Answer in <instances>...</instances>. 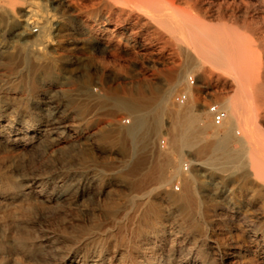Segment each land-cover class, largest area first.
I'll return each instance as SVG.
<instances>
[{
    "label": "bare ground",
    "instance_id": "1",
    "mask_svg": "<svg viewBox=\"0 0 264 264\" xmlns=\"http://www.w3.org/2000/svg\"><path fill=\"white\" fill-rule=\"evenodd\" d=\"M50 1L61 13V23L34 2L24 6L23 13L7 8L0 17L3 34L14 40L35 68L50 70L59 60L50 48L80 54L90 47L110 53L115 60L134 50L157 70L170 40L158 25L165 20L157 0H95L100 6L87 11L80 7L84 0ZM231 1L253 7L264 23V0ZM102 5L108 12L101 10ZM229 9L235 12L229 6L219 7L224 13ZM83 13L94 17L92 27ZM197 21L193 18L186 28L176 30L180 58L167 69L162 84L146 78L119 89L101 77L90 84L99 92L88 93L94 89L89 82L80 90L85 99L92 97L107 110V131L101 142L109 146L110 157L123 161L137 157L131 169L100 173L99 194L105 196L110 187L119 185L130 187L129 193L104 200L98 214L85 207L88 221L39 235L34 227L44 208L53 201L77 204L85 196L86 184L74 170L57 176L28 175L17 171L12 160L0 162V264H213L205 241L219 251L227 246L215 236L214 226L241 218L264 242V202L261 216L255 218L233 201L237 190L264 197V25L250 35L230 26L211 31L207 23ZM32 25L39 27L33 30L37 34L29 31ZM73 33L76 36L69 37ZM190 41L212 42L213 48L205 47L209 60L223 68V84H232L235 92L218 102L227 112L220 123L206 118L209 106L201 100L198 85L189 82L192 73L198 81L208 77L204 59ZM7 68L13 70L12 61ZM114 70L121 72V65ZM180 89L190 95L183 105L173 101ZM35 102L38 111L26 110L0 125V152L47 135L61 142V148L75 150L80 138L89 135L88 104L61 105L52 96ZM7 109L0 106V118ZM124 113L131 117L129 124L120 118ZM211 131L214 139L207 141ZM164 133L168 147L165 140L158 143ZM140 153L154 158L144 172L139 170ZM186 155L189 172L183 160ZM175 168L178 171L169 175ZM174 181L181 183L179 191L166 187ZM49 184L52 189L47 191Z\"/></svg>",
    "mask_w": 264,
    "mask_h": 264
},
{
    "label": "rangeland",
    "instance_id": "2",
    "mask_svg": "<svg viewBox=\"0 0 264 264\" xmlns=\"http://www.w3.org/2000/svg\"><path fill=\"white\" fill-rule=\"evenodd\" d=\"M252 3L255 0H250ZM29 2H34L39 9H43L53 17L57 18L61 23V13L56 5L50 0H0V17L5 15L7 8L15 9L23 13L24 6ZM80 6V4H77ZM100 6V3L95 0H84L81 3L82 10L87 11ZM231 7L228 11L220 12L223 7ZM157 8L159 14L165 20L159 27L165 32L166 37L170 38L163 55L162 61L157 64V70L151 67V63L143 57L137 56L134 50H130L124 59L115 60L110 53L99 51L87 47L82 53L69 54L66 50H52L54 56H58L59 60L53 65L50 70L43 67L35 68L33 63L24 58L20 52L19 46L9 36L3 34V29L0 27V106L7 105V114L0 118V125L6 123L11 118L15 119L19 113L25 111H38V104L35 99L42 101L43 99L52 96V98L61 105H81L86 103L90 106L91 112L89 115V125L87 138L81 137L75 147L61 148V142L51 140L49 135L33 144H27L23 147H16L7 152H0V162L7 160L14 162L18 168L17 171L23 174H51L60 175L61 171L71 170L77 171L80 180L86 184L87 191L84 198H80L77 204L61 203L53 201L49 203L47 208H44L42 215L35 223L34 231L39 235L52 234L70 227L88 221L90 216L84 211L88 207L93 213L98 214V207L106 199H115L119 195L130 192V187L112 186L107 195L99 194V175L100 173L109 172L112 170L131 169L136 158H127V161L121 160L119 157L111 158V150L109 146L103 145L102 135L106 133L104 122L108 119L107 110L98 107L95 99L86 98L81 95V88L89 82L97 78H103L110 81L119 89L132 82H143L146 78L151 79L160 85L164 82V75L167 69L179 60L177 54V33L176 30L186 28L189 21L193 18L197 22H205L209 25L211 31L223 29L225 26H230L239 32L250 34L254 28L264 25L262 20L257 17L253 11V7H248L246 4L231 0H157ZM103 12H108L106 6H101ZM88 13H83V18L87 19L91 27L95 24L94 17H88ZM34 28L39 29L36 25H32L29 31L33 34ZM76 34H71L69 37H75ZM56 41L60 40V36H54ZM190 47L204 59V64L208 70L206 80L198 81L196 78L195 86L199 87L201 100L207 107L213 103H218L225 96L234 95L232 84H223L225 73L222 67L216 65L209 60V55L206 48H213L212 42H207L204 45H199L194 42H189ZM206 47V48H205ZM13 56V60L9 57ZM183 58V57H182ZM12 61L13 70L7 68V65ZM121 65L122 71L117 72L114 67ZM156 71V73H154ZM196 76L195 73H192ZM229 81L232 77H228ZM91 80V81H90ZM93 93L99 92V87L90 85ZM183 89L178 91L181 92ZM177 93V94H178ZM176 94V95H177ZM175 95V96H176ZM173 97V101L175 100ZM194 102L192 98L190 100ZM246 102L250 103L249 94H247ZM8 103V104H7ZM28 112V113H29ZM206 118L212 120V117L207 113ZM124 123L125 119H131L130 115L124 113L120 116ZM83 122V121H81ZM129 124V122L127 123ZM5 137L10 133L6 131ZM205 139L212 141L214 136L212 131ZM165 140V143H164ZM164 143L168 147V135L162 134L158 139V143ZM130 146V145H129ZM142 161L139 170L146 171L153 165L154 158L146 153H140L138 156ZM175 160L178 161V156L175 154ZM185 171L186 164L189 163L190 156L184 158ZM130 165L126 166V164ZM178 170L170 169L169 175ZM205 178H201V182H205ZM179 181H174L167 184L168 189H177L181 187ZM52 189V184L47 186V191ZM240 205L250 217H260L264 202V197L261 193L254 194L248 190H237L233 199ZM223 204H230L228 200H221ZM85 205V206H84ZM215 236L226 243L223 251L212 247L211 242L205 241V249L209 252V258L213 260V264H264V242L255 237L253 230L247 225V221L243 218L234 221H227L214 226ZM242 250L241 253L238 251Z\"/></svg>",
    "mask_w": 264,
    "mask_h": 264
},
{
    "label": "built area",
    "instance_id": "3",
    "mask_svg": "<svg viewBox=\"0 0 264 264\" xmlns=\"http://www.w3.org/2000/svg\"><path fill=\"white\" fill-rule=\"evenodd\" d=\"M34 29L36 31L37 28ZM189 82L191 85H195L196 77L191 75L189 77ZM189 98H190L189 92L187 90H182L175 96V102L177 104L183 105L187 103ZM208 110H209V114L212 117V120L217 123L224 121V119L227 116V112L218 103L211 104ZM124 122L128 123L129 119H125Z\"/></svg>",
    "mask_w": 264,
    "mask_h": 264
}]
</instances>
